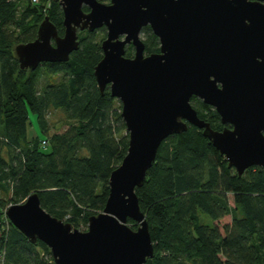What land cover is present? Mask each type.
<instances>
[{"label": "trees", "instance_id": "obj_1", "mask_svg": "<svg viewBox=\"0 0 264 264\" xmlns=\"http://www.w3.org/2000/svg\"><path fill=\"white\" fill-rule=\"evenodd\" d=\"M39 1L34 6L30 0H0V209L37 193L47 213L79 230L102 212L110 173L126 154L128 136L121 106L115 107L108 89L99 91L93 76L105 29L79 32V47L65 63L19 69L13 48L34 41L44 17L63 35L58 2ZM142 34L144 52L157 53L158 40L148 26ZM52 76L61 80L40 89L39 82ZM190 103L212 129L223 128L213 108L195 97ZM52 112L68 128L49 136ZM31 113L44 139L28 142ZM135 192L154 248L146 264H264V168L251 167L239 177L201 130L188 127L167 137ZM227 216L230 222L220 229ZM127 224L136 230L134 221ZM8 225L0 229L2 264H53L43 243L31 244Z\"/></svg>", "mask_w": 264, "mask_h": 264}, {"label": "water", "instance_id": "obj_2", "mask_svg": "<svg viewBox=\"0 0 264 264\" xmlns=\"http://www.w3.org/2000/svg\"><path fill=\"white\" fill-rule=\"evenodd\" d=\"M55 1L63 35L44 17L35 40L13 48L19 69L65 63L79 32L104 27L93 76L101 93L108 89L120 102L128 147L110 173L102 212L87 219L85 231L47 213L37 193L0 210V229L4 215L31 244L43 243L53 264H146L154 248L135 191L167 137L194 127L239 177L264 168V0ZM147 26L159 50L145 56L140 34ZM129 45L132 57L125 56ZM192 97L215 110L220 131L198 117Z\"/></svg>", "mask_w": 264, "mask_h": 264}, {"label": "rangeland", "instance_id": "obj_3", "mask_svg": "<svg viewBox=\"0 0 264 264\" xmlns=\"http://www.w3.org/2000/svg\"><path fill=\"white\" fill-rule=\"evenodd\" d=\"M101 1L102 3H105V4H108L109 3V0H99ZM106 36V35H105ZM104 36V38H105ZM104 38H102L101 40H103ZM140 38L141 39H144V35L140 34ZM131 47V46H130ZM126 53V52H125ZM144 55L146 56L147 54L144 52ZM126 56V54H125ZM133 56V51L131 49V53H130V56L129 57H132ZM127 57V56H126ZM61 80V76H52V77H49L48 80L47 78H43L39 83H40V86L39 88L41 89L43 86L45 85H53L55 83H58L59 81ZM118 105H120V102L118 100H116V104H115V107L117 108ZM61 117L59 116V114L57 112H52L48 115V123H49V131H48V135L51 136V135H54V134H62L65 130H67V125H62L61 123ZM29 121H30V124L28 125V132H27V140L28 142H30L32 139H35L36 137H39L40 139H44V137H42L41 133H40V130H39V127H38V124H37V121H36V117L35 115H33L32 113L29 114ZM42 143V142H41ZM3 199V195L0 193V201ZM229 201H230V204H232V199L231 197L229 196ZM10 204H7L5 205L1 210V213L4 214V211L5 209L9 206ZM203 218V221L204 222H208V219L205 217V216H202ZM3 219H5V223H4V226L3 228H6L8 227L9 225V221L6 217L3 216ZM2 219V220H3ZM230 222V218L227 216L225 218H223L219 223H218V226L219 228L221 229L224 225L228 224ZM87 226V225H86ZM80 231H85L86 230V227H81L79 229ZM0 252H2L0 250ZM3 258H4V255H0V264L3 263Z\"/></svg>", "mask_w": 264, "mask_h": 264}, {"label": "built area", "instance_id": "obj_4", "mask_svg": "<svg viewBox=\"0 0 264 264\" xmlns=\"http://www.w3.org/2000/svg\"><path fill=\"white\" fill-rule=\"evenodd\" d=\"M30 2H31V4L34 5V6H36V5H38V4L40 3L39 0H30ZM41 146H42L43 149L46 148V146H47L46 142H45V141H42ZM3 216H4V215H3ZM4 217H5V216H4ZM4 223H5V219L2 221V227H1V229H3ZM1 254L4 255L3 251L0 252V255H1ZM3 259H4V258H3Z\"/></svg>", "mask_w": 264, "mask_h": 264}, {"label": "flooded vegetation", "instance_id": "obj_5", "mask_svg": "<svg viewBox=\"0 0 264 264\" xmlns=\"http://www.w3.org/2000/svg\"><path fill=\"white\" fill-rule=\"evenodd\" d=\"M99 1V0H98ZM101 2V1H100ZM100 29H105L104 27H102V28H100ZM105 35H106V29H105ZM128 47H130V45L129 46H127L126 47V49L128 48ZM131 48H132V46H131ZM132 51H133V48H132Z\"/></svg>", "mask_w": 264, "mask_h": 264}]
</instances>
